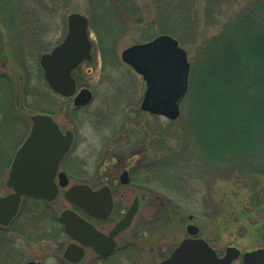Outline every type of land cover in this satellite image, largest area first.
Returning <instances> with one entry per match:
<instances>
[{"label":"rangeland","instance_id":"obj_1","mask_svg":"<svg viewBox=\"0 0 264 264\" xmlns=\"http://www.w3.org/2000/svg\"><path fill=\"white\" fill-rule=\"evenodd\" d=\"M35 1L29 0L27 4L31 12L40 11L42 27L34 38V45L19 50L12 46L0 47V74L11 76L7 81H0V110H13L8 117L0 113V196L10 192L6 186L8 166L31 129L29 119L19 112L16 101L17 90L22 91L24 87L28 116L52 113L62 130L76 134L75 144L66 158L70 183L74 181L73 175L87 177L98 174L99 169L103 175L107 166L128 169L136 164V194L139 193L141 199L136 222L148 216L146 220L153 223L147 226L149 232L160 231L162 236L158 242L166 251L173 250L185 239L186 226L192 218L201 229V237L221 256L230 246L242 252L264 247L256 231L264 225V206L259 213H248L261 222L257 225H251L253 221L240 214L250 208L248 191L237 180L219 179L213 161L207 158L204 147L198 145L193 135L194 129L197 132L201 128H195L186 119L187 112L182 106L181 116L175 121L141 110L146 83L122 60L124 50L143 43L137 29L122 36L110 32L101 40L89 29L93 59L84 62L75 77L79 88L91 92V101L75 109L73 98H63L50 89L40 59L43 53L64 40L69 14L89 16L88 0H46L48 5L41 9L34 7ZM203 3L201 0V8ZM219 30L213 29L210 35ZM185 49L191 68L190 60L195 52L189 53L188 47ZM72 117L74 123L70 122ZM135 146L136 157H131ZM116 152L125 153L124 160L118 161L120 157ZM262 183L264 186V181ZM67 206L62 194L50 204L51 213L47 210L49 215L42 217L37 243L34 241L36 232L33 231V238L21 236L19 226L2 235L0 264H25L32 260L42 264H66L63 252L68 239L62 227L57 229L55 217ZM233 264H242V258Z\"/></svg>","mask_w":264,"mask_h":264},{"label":"trees","instance_id":"obj_2","mask_svg":"<svg viewBox=\"0 0 264 264\" xmlns=\"http://www.w3.org/2000/svg\"><path fill=\"white\" fill-rule=\"evenodd\" d=\"M28 1L0 0V47L34 45L40 11L31 12ZM37 1V9L48 5ZM200 2L88 0V18L99 40L137 29L143 43L170 35L195 52L182 110L201 128L193 135L219 179L237 180L248 191L250 208L240 214L257 225L248 213L264 206V0H204L202 8ZM7 78L0 74V81ZM8 110L0 113L8 117ZM256 231L264 245V225Z\"/></svg>","mask_w":264,"mask_h":264},{"label":"water","instance_id":"obj_3","mask_svg":"<svg viewBox=\"0 0 264 264\" xmlns=\"http://www.w3.org/2000/svg\"><path fill=\"white\" fill-rule=\"evenodd\" d=\"M67 34L64 40L51 51L44 53L40 65L49 87L63 97H72L77 90L73 70L82 62L92 60V40L89 32V19L83 14L73 12L67 18ZM124 63L142 76L146 90L141 102V110L151 115L163 116L171 121L181 116V105L189 86L190 63L186 49L170 35H160L151 41L133 45L122 53ZM5 76L11 77L8 73ZM89 100V95L81 93L76 104ZM19 112L26 116L32 126L29 135L15 152L9 168L7 186L12 192L0 197V226L7 228L19 213L23 197L40 198L54 202L60 196V187L68 186L66 173L61 172V181L56 182L60 165L74 144V133L64 134L57 121L46 113L27 115L23 91L17 90ZM127 174L124 173L123 176ZM127 180H124L126 182ZM84 184H77L63 192L64 198L76 199L86 209L82 201ZM75 193V194H74ZM75 195V197H74ZM139 211V199L119 224L115 233L126 229ZM70 211L64 209L59 214L65 235L73 231H86V227L75 214L71 222ZM72 223H75L74 226ZM190 236L199 235L194 224L187 227ZM79 232V234H80ZM81 251L82 249L79 248ZM73 248H66L63 257L71 259ZM82 253H79L81 259ZM81 256V257H80ZM242 264H264V247L242 252L234 246L226 249L220 256L210 243L202 237L185 238L161 264H232L238 258ZM26 264H42L28 262Z\"/></svg>","mask_w":264,"mask_h":264},{"label":"flooded vegetation","instance_id":"obj_4","mask_svg":"<svg viewBox=\"0 0 264 264\" xmlns=\"http://www.w3.org/2000/svg\"><path fill=\"white\" fill-rule=\"evenodd\" d=\"M83 63H81V65ZM79 67H77L73 71V76L75 79V73ZM76 83L77 91L74 96L70 97V99H74V108L79 109L80 107L87 105L91 101V92H89V90L87 89L79 88L77 79ZM81 93L89 95V100H86V103H82L85 100L83 97L79 99L80 103L76 104L77 96ZM57 95L60 96L59 94ZM47 114H50L53 118L55 117V115L52 113ZM28 121L32 125V122L30 120ZM70 122L74 123L73 117L70 118ZM66 131L67 130H62L64 134L66 133ZM26 137L24 138V140L26 139ZM75 141L76 134L74 133V144ZM72 148L70 149V151L72 150ZM69 152L60 165L58 174L56 176V182L58 184L60 183V173L63 172L66 173L68 177L67 189H70L77 184H84L86 186L84 191L80 193V196L83 197L82 201L86 209L82 208L79 205V203H81L80 200L76 201V199H65L68 205L66 209L71 213V222L74 221L73 219H75L76 214L79 219L83 221L86 227V231H73V233L66 235L68 239L66 248L72 247L74 251L71 254V259L69 261H65L66 264H161L162 261L167 259L175 250V248L183 241V239L173 247V250L166 251L160 244V242H158V238L162 236L161 234H159L160 231L158 232L156 229H154L153 231L150 230L149 232V228L147 226L153 223L146 220V217L148 216H144L142 220L137 219L136 222V216L138 215V213L135 214L130 225L126 229L115 233L119 224L135 204L136 198L139 199L140 210V194H136V164L131 165L128 169L126 167H119L118 165H110L107 166V169L104 170L103 175H101L100 169L98 174H90L87 177L83 176L82 178H80L77 175H73L74 181L73 183H70L71 172L69 171V166L66 165V158ZM115 155L117 157H120L118 161L124 160L125 153L121 155L116 152ZM131 157H136V146L131 149ZM11 163L12 160L10 161L8 166L6 176L7 178ZM124 173H126L127 175L123 176ZM124 180L127 181L124 182ZM9 189V193H11L12 189ZM63 190L64 189H60L61 193H63ZM7 194L1 196H6ZM141 197L144 198L145 196L143 195ZM51 203L52 202H47L40 198L27 196L23 197L19 213L11 223V225L7 228L0 226V237L7 234L8 232L15 230V227L17 228V226H19L20 230H18V232L21 234V236L28 235L29 237L33 238L34 232H36L37 234L35 235L36 238H34V241L36 240V243L39 242L40 238H38V234L41 230L40 228L42 217L44 218L45 216L49 215L48 212L44 213V207L49 211V206ZM59 214L57 217H55V222L63 229V225L59 220ZM193 220L194 218L188 221V224L186 226L187 233L185 238L189 237L187 231L188 225H196ZM19 221H21L20 225H18ZM74 224L75 223H72L73 226ZM196 226L201 232L200 227L198 225ZM200 232L199 236L196 235L193 237H201ZM79 248L82 250L80 251ZM79 253H82V257L80 256L81 259H79ZM167 254L169 255L167 256Z\"/></svg>","mask_w":264,"mask_h":264},{"label":"bare ground","instance_id":"obj_5","mask_svg":"<svg viewBox=\"0 0 264 264\" xmlns=\"http://www.w3.org/2000/svg\"><path fill=\"white\" fill-rule=\"evenodd\" d=\"M147 214L149 215V212Z\"/></svg>","mask_w":264,"mask_h":264}]
</instances>
